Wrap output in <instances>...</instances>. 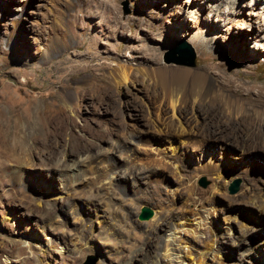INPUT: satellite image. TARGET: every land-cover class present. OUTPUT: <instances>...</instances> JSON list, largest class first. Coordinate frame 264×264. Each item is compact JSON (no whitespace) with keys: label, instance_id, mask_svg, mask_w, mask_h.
I'll list each match as a JSON object with an SVG mask.
<instances>
[{"label":"rangeland","instance_id":"1","mask_svg":"<svg viewBox=\"0 0 264 264\" xmlns=\"http://www.w3.org/2000/svg\"><path fill=\"white\" fill-rule=\"evenodd\" d=\"M257 2L0 0V264H151L141 259L155 238L144 244L139 225L128 240L103 235L93 189L60 192L55 172L63 155L70 161L136 138H149L172 163L162 164L158 177L129 184L128 200L145 199L178 213L199 199L204 209L202 227H193L198 236L183 233L191 246L202 247L215 235L222 264H264V143L254 139L247 119L255 103L240 100L241 113L234 117L222 102L229 90L212 91L197 105L196 120L183 109L179 123L168 108L161 113L158 89L148 78L160 68L207 69L219 77L216 83L208 76L212 87L250 90L256 99L264 92V48L249 53L263 41L256 29L245 34L242 27L263 22L264 2ZM253 12L259 16L251 17ZM120 65L130 69L132 84L112 76ZM177 125L194 132L199 143L176 139L173 155L162 133L172 135ZM141 144L133 145L138 157L152 153V146ZM250 149L258 153L248 157ZM206 162L215 164L214 171L198 176ZM72 205L76 211L70 213ZM143 208L152 212L149 220L139 219ZM153 217L142 206L137 222ZM81 235L86 246L73 250Z\"/></svg>","mask_w":264,"mask_h":264},{"label":"bare ground","instance_id":"2","mask_svg":"<svg viewBox=\"0 0 264 264\" xmlns=\"http://www.w3.org/2000/svg\"><path fill=\"white\" fill-rule=\"evenodd\" d=\"M256 1H258L256 5L264 2V0ZM224 2L226 5L230 6H234L237 4V0H224ZM262 11L264 12V6H262ZM252 16L257 17L259 15L257 12H253L251 13V17ZM256 20L254 19L248 26L242 27V29L244 30V32L242 33L245 34L247 33L245 31H248V29H251L252 31L256 29V34L258 35V37H260V40L263 41V43L258 47H255V49H253L254 52L249 53V55H256L257 50L259 51L261 48H264V19L262 23H257ZM246 39L248 40L249 38L247 37ZM204 52L207 53V49H205ZM129 74L130 69L120 65L118 68L113 70L112 76H114L115 79L122 81L123 83L132 84L133 80L130 79ZM149 74L150 75L148 76V78L152 80L153 84L158 89L157 94L159 103L161 105V113L164 112V108H168V111L170 113L169 116H171L170 118L177 119L178 122L180 119L179 111H182L183 109L187 110L190 118L196 120L197 105L201 104V102L205 98H207L212 91L218 90L225 92L223 91L224 88L229 90L227 91V97H224L222 102L226 113L234 117L238 116L241 113V107L243 106L240 105V100L251 101L250 103L254 102L255 108L253 110V118L248 116L247 119L248 121H250V126L256 129V138L254 139L258 140V142L264 143V121L261 120V117L264 115V92H259L256 95V99H253L252 92L250 90H248L245 95L241 90H235L232 88V86L229 85L222 86L223 89H221L222 87L220 88L218 86L212 87L208 83V76L211 75V72L209 73L207 69L205 70L198 68L196 70H193L186 67H175L174 69L160 68L157 70H153L151 73L149 72ZM211 77L216 83H218L219 77L216 74H212ZM259 100L261 101L260 103ZM136 116V119L140 121V114L136 113ZM163 127L164 126H162V128ZM182 127L181 130H179V128H177L178 130L174 128L175 131L172 133V135L162 133L164 134L165 138L168 139L166 142L170 141L168 143H171L170 146H164H168L169 148H171V152L173 155L176 152L177 145L175 146V144L173 143L176 139L179 140L181 144L185 141L190 144L192 143V145H197L199 143V139L197 141L195 139L197 135L194 132L187 133V130L185 131ZM24 128H29L27 123H24ZM164 128L166 129L167 126H165ZM141 141L146 144L145 148H147L148 146H152V153L150 152L151 154L143 153L141 154L142 156L140 155V157H138L136 148L142 145ZM150 141L151 140H149V138H136L132 139L129 142L125 141V143H113V145L110 143L111 146L105 149V151H96L88 153L86 155H77L70 161H67V158L65 159V155H63L62 160H64V162L62 160H58L57 165L54 164L56 165L55 172L56 174H58L61 183L58 191L68 193L70 190L73 191V189H76V186L80 188L81 185H85L87 186V188L90 187L91 189H93L95 197H93L94 201L102 209V214L100 216L104 220V225L102 224L103 227H101L102 232H104L103 235L111 234L116 239L128 240L130 230L133 229L136 225H139L145 232L146 242L144 244H146L150 239L155 238V241L150 244L151 250H147L148 253L146 252L144 253V255H142L141 261L144 263L146 260H148L149 262H151V264H204L210 258L212 260H215V263L217 262V264H222V262L220 261L222 256L219 254L220 252L218 253L217 250H215V242L217 240H215V235H212L213 239H211L210 237L211 240L209 242H206L205 240L206 243L202 247L193 248L188 241L189 239L187 240V237H185L183 234L185 232H190L191 235H195V229H193V227L195 226L194 228H197L199 226L200 228L201 226V222L203 220L201 219L202 217L199 216V213L204 208L203 204L199 202V199L198 201L192 200L190 210H185L183 212L178 211V213L172 212L173 208H170L167 205L158 206V204L156 203L144 201L145 199L134 200L132 198V200H128V197L131 198L126 191V187L129 184L137 186L141 185V183L149 181L152 177H158L157 171L158 169L160 170V168H162L161 165L164 163L169 164L171 162L168 157L169 155L162 153L158 149L155 151V149L153 148V143H150ZM133 145L136 148L133 147ZM244 153L249 157L251 153L254 155L257 154L258 150L250 149L248 151H245ZM165 164L162 166H165ZM213 164H211V162L204 163L199 169L200 171L198 176H208L215 169L213 167ZM175 165H172L173 169L177 168ZM178 169L179 168H177V170ZM16 172H19V170L17 169ZM119 179H123V181L125 182L124 186H121ZM248 188L247 186H244L243 191L246 192ZM91 196H93V194ZM74 204L76 205V203ZM75 205H72L69 208L70 213L76 211ZM142 206H146L154 211V217L151 221L144 223L137 222L138 211ZM226 232H229V230ZM85 236L81 235L77 237L76 241L74 242L73 250L77 248L78 244H84V246H86Z\"/></svg>","mask_w":264,"mask_h":264},{"label":"water","instance_id":"3","mask_svg":"<svg viewBox=\"0 0 264 264\" xmlns=\"http://www.w3.org/2000/svg\"><path fill=\"white\" fill-rule=\"evenodd\" d=\"M191 52V51H190ZM192 54V52H191ZM191 65H193V55H192V58H191V62H190ZM238 186V182H235L231 187H230V192L231 193H234L236 191V188ZM152 217V212L147 209V208H143L141 210V214L139 216V219L140 220H149L150 218Z\"/></svg>","mask_w":264,"mask_h":264}]
</instances>
